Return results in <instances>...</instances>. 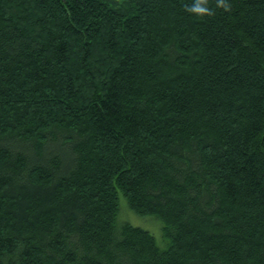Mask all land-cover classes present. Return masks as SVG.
<instances>
[{
  "label": "trees",
  "instance_id": "trees-1",
  "mask_svg": "<svg viewBox=\"0 0 264 264\" xmlns=\"http://www.w3.org/2000/svg\"><path fill=\"white\" fill-rule=\"evenodd\" d=\"M196 2L0 0V264H264V0Z\"/></svg>",
  "mask_w": 264,
  "mask_h": 264
},
{
  "label": "rangeland",
  "instance_id": "rangeland-1",
  "mask_svg": "<svg viewBox=\"0 0 264 264\" xmlns=\"http://www.w3.org/2000/svg\"><path fill=\"white\" fill-rule=\"evenodd\" d=\"M122 199L120 201L121 204V216L124 219L129 220V222H131L132 225L135 226H140L144 229L149 230L151 233L153 232L154 234H158L159 233V225L152 219L150 218H141L139 216H137L136 214L131 213L125 206V202Z\"/></svg>",
  "mask_w": 264,
  "mask_h": 264
},
{
  "label": "clouds",
  "instance_id": "clouds-1",
  "mask_svg": "<svg viewBox=\"0 0 264 264\" xmlns=\"http://www.w3.org/2000/svg\"><path fill=\"white\" fill-rule=\"evenodd\" d=\"M219 2L227 7L225 0H219ZM190 11L196 13L198 16L212 15L213 9L208 5L207 0H197L196 3L190 6Z\"/></svg>",
  "mask_w": 264,
  "mask_h": 264
}]
</instances>
